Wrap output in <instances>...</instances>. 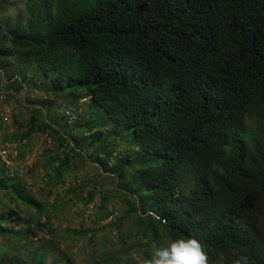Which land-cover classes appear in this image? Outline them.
I'll return each mask as SVG.
<instances>
[{
    "label": "trees",
    "instance_id": "obj_1",
    "mask_svg": "<svg viewBox=\"0 0 264 264\" xmlns=\"http://www.w3.org/2000/svg\"><path fill=\"white\" fill-rule=\"evenodd\" d=\"M1 66L11 89L88 100L129 149L101 165L145 230L196 239L206 264H264V0H28L0 21Z\"/></svg>",
    "mask_w": 264,
    "mask_h": 264
},
{
    "label": "rangeland",
    "instance_id": "obj_2",
    "mask_svg": "<svg viewBox=\"0 0 264 264\" xmlns=\"http://www.w3.org/2000/svg\"><path fill=\"white\" fill-rule=\"evenodd\" d=\"M27 1L0 0V21L21 18ZM2 73L12 75L0 67V226L8 228L0 233V261L64 264L66 256L72 264H147L168 240L158 227L155 235L145 230L136 197L109 172L112 155L123 156L128 147L95 125L88 100L53 97L40 86L11 89ZM59 135L66 143L60 149ZM109 152L108 165H101ZM17 184L35 206L12 192ZM9 212L21 222L3 221ZM28 218L41 227L23 224ZM45 245L52 255L41 259Z\"/></svg>",
    "mask_w": 264,
    "mask_h": 264
},
{
    "label": "clouds",
    "instance_id": "obj_3",
    "mask_svg": "<svg viewBox=\"0 0 264 264\" xmlns=\"http://www.w3.org/2000/svg\"><path fill=\"white\" fill-rule=\"evenodd\" d=\"M206 261L207 257L196 239L176 238L169 240L164 247L155 248L147 264H206Z\"/></svg>",
    "mask_w": 264,
    "mask_h": 264
}]
</instances>
